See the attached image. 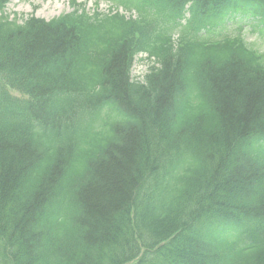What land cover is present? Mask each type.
<instances>
[{"label":"trees","instance_id":"trees-1","mask_svg":"<svg viewBox=\"0 0 264 264\" xmlns=\"http://www.w3.org/2000/svg\"><path fill=\"white\" fill-rule=\"evenodd\" d=\"M163 1L148 29L120 19L92 49L66 24H0V264H264L261 57L242 41L166 40L190 2L199 21L241 12L264 29V0ZM138 50L163 63L146 85L130 80ZM146 194L172 203L155 207L175 225L191 218L186 253L159 245L173 225ZM229 225L261 247L213 260L210 236Z\"/></svg>","mask_w":264,"mask_h":264},{"label":"rangeland","instance_id":"rangeland-1","mask_svg":"<svg viewBox=\"0 0 264 264\" xmlns=\"http://www.w3.org/2000/svg\"><path fill=\"white\" fill-rule=\"evenodd\" d=\"M79 3L85 2L87 4L88 10L92 11V7L94 6V0H78ZM33 4H36L37 6H40V11L38 10L36 12L37 15L40 16V12L44 13L45 18H53L54 15H58L61 12H69L71 10L69 6L68 0H47L45 3L33 1V0H14L12 5L9 7L11 11L13 12H19V13H30L33 10ZM100 11H107L109 8V4L107 2L100 3ZM244 38L251 48L254 50L264 53V36H260L258 33L251 32L250 30H247L244 33ZM145 72V67L143 65H140V63H136L134 67L133 75L135 77L142 76Z\"/></svg>","mask_w":264,"mask_h":264}]
</instances>
